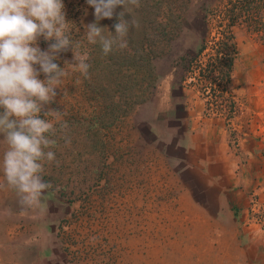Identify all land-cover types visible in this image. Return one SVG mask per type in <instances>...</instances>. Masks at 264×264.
<instances>
[{"label": "rangeland", "instance_id": "1", "mask_svg": "<svg viewBox=\"0 0 264 264\" xmlns=\"http://www.w3.org/2000/svg\"><path fill=\"white\" fill-rule=\"evenodd\" d=\"M63 2L89 76L70 71L45 106L61 111L67 128L57 125L56 159L44 163L51 187L43 207L22 209L13 190L0 189V264H264V31L246 19L234 28L233 83L247 106L228 125L204 113L194 87L180 97L169 59L159 65L157 90L149 89L147 65L134 60L140 29L131 15L128 48L104 55L99 42L88 43L85 25L114 34L117 17L97 21L86 0ZM211 2L226 0L193 5ZM140 3L137 18L153 0ZM191 40L179 39L172 58ZM38 43L46 50L49 42ZM65 60L73 61L71 49L54 62ZM218 119L232 147L225 164L216 163ZM6 149L0 135V164Z\"/></svg>", "mask_w": 264, "mask_h": 264}, {"label": "clouds", "instance_id": "2", "mask_svg": "<svg viewBox=\"0 0 264 264\" xmlns=\"http://www.w3.org/2000/svg\"><path fill=\"white\" fill-rule=\"evenodd\" d=\"M86 3L94 8L97 21L117 17L114 34L105 35L95 23L85 25L88 43L99 42L104 55L127 49L129 22L124 17L131 15V25L140 28L139 19L132 15L140 8V0ZM71 31L63 0H0V135L7 144L0 164L4 177L0 189L13 190L22 209L43 207L42 197L51 187L43 179L44 163L56 159L51 149L57 144L52 138L57 125L62 132L67 128L62 112L45 110V106L54 101L56 89L70 71L89 76V57L79 51ZM41 37L49 42L46 50L39 46ZM69 49L72 62L65 60L63 67L54 62ZM41 74L44 79L39 78ZM65 143L70 144V139L65 137Z\"/></svg>", "mask_w": 264, "mask_h": 264}, {"label": "trees", "instance_id": "3", "mask_svg": "<svg viewBox=\"0 0 264 264\" xmlns=\"http://www.w3.org/2000/svg\"><path fill=\"white\" fill-rule=\"evenodd\" d=\"M194 1L153 0L152 8H144L142 17L137 12L150 29L140 26L134 60L147 65L146 80L149 89L154 90L159 85L161 61L171 60L173 68L169 73L176 78L174 86L180 97H185L186 87H194L205 100L204 113L224 116L230 125L247 106L236 94L233 83L239 55L234 28L246 19L250 28L264 31L259 24L264 20V0H226L218 7L211 2L197 8ZM184 35L190 36V44L172 58L173 47ZM228 127L232 135L238 134L235 128L232 132Z\"/></svg>", "mask_w": 264, "mask_h": 264}, {"label": "crops", "instance_id": "4", "mask_svg": "<svg viewBox=\"0 0 264 264\" xmlns=\"http://www.w3.org/2000/svg\"><path fill=\"white\" fill-rule=\"evenodd\" d=\"M219 124L217 127H215V130H214V134H216V137L218 138V155H220V158L216 161V163H223L225 164L226 163V151H227V148L230 146L231 147V144H230V141H226V129L222 126V122L221 120H219ZM226 125V124H225ZM245 139V138H244ZM232 148V147H231ZM251 153L253 154H256L254 150H251ZM260 155V153H258Z\"/></svg>", "mask_w": 264, "mask_h": 264}]
</instances>
